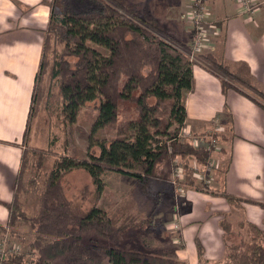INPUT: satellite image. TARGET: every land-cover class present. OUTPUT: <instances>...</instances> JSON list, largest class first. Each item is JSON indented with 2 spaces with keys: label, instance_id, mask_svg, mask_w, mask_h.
<instances>
[{
  "label": "trees",
  "instance_id": "16d2710c",
  "mask_svg": "<svg viewBox=\"0 0 264 264\" xmlns=\"http://www.w3.org/2000/svg\"><path fill=\"white\" fill-rule=\"evenodd\" d=\"M43 2L49 18L34 84L46 72L50 81H56V100L66 128L76 121L81 106L94 102L91 131L109 129L113 135L98 142L97 155L88 151V159L59 154L44 173L43 189L38 193L47 150L29 145L31 106L22 136L26 148L12 183V198L9 202L0 199L8 211L5 226L0 225L1 235L26 243L32 253L30 264H186L174 247L145 246L124 239L129 231H150L161 198L174 188L169 178L176 159L184 170L183 184L219 194L237 208L242 202L264 206L203 186L193 174V165L207 166L212 149L177 138L186 120L185 94L193 88L194 64L216 75L222 92L232 88L264 108V86L257 83L246 61L232 62L209 50L197 55L196 61L190 60V42L142 12L134 0ZM189 35L191 40L192 32ZM219 123L224 132L212 134L214 138L234 136L226 105ZM74 168L84 169L93 184L88 207L67 194L65 176ZM28 169L31 174L25 177ZM106 172L133 177L144 197L155 192L145 217L108 216L98 206ZM31 194L37 204L30 213L26 206ZM219 224L225 241L223 259L209 262L196 237L198 264H264L263 229L248 221L233 224L227 213H222ZM21 226L32 231L30 241L20 233ZM24 256L11 253L0 258V264H21Z\"/></svg>",
  "mask_w": 264,
  "mask_h": 264
},
{
  "label": "crops",
  "instance_id": "0c3cea01",
  "mask_svg": "<svg viewBox=\"0 0 264 264\" xmlns=\"http://www.w3.org/2000/svg\"><path fill=\"white\" fill-rule=\"evenodd\" d=\"M43 1L48 0H0V199L5 202L12 198V183L20 168L22 136L49 18V8ZM257 1L261 3L249 19L237 14L236 0L204 3L211 52L232 62L246 61L257 83L264 86V0ZM189 2L151 0L152 12L160 15L153 17L188 43L191 24L182 20L180 13L188 10ZM192 74L193 88L185 94L182 139L206 145L208 136L223 133L219 120L226 105L235 134L216 138L208 185L212 190L264 203V108L232 88L222 92L220 79L200 64L193 65ZM171 195L174 202L170 218L180 226L171 242L186 264H198L196 237L209 262L223 259L225 241L219 224L222 213H227L233 224L248 221L264 230V206L259 204L242 202L237 208L219 194L187 185L182 199H175L174 188ZM7 216V208L0 203V225L5 226ZM173 222L167 225L172 231Z\"/></svg>",
  "mask_w": 264,
  "mask_h": 264
},
{
  "label": "rangeland",
  "instance_id": "374dc122",
  "mask_svg": "<svg viewBox=\"0 0 264 264\" xmlns=\"http://www.w3.org/2000/svg\"><path fill=\"white\" fill-rule=\"evenodd\" d=\"M138 1L142 12L157 18L160 17L159 13L152 12L151 0ZM163 25L167 26L164 23ZM33 91H35L34 100L31 98L28 111L29 116L32 106L30 128L27 130V135L30 136L29 145L30 147L47 150L36 187V192L39 193L43 189L44 173L51 168L54 159L59 154H66L75 159H88L87 152L97 155L99 152L98 142L102 139H110L113 132L109 129L91 131L92 118L95 112L94 102H87L81 106L76 121L66 128L59 114L60 102L56 100L58 91L56 81H50L47 72L42 74L39 81L34 84ZM22 145L24 146L23 149H25L26 145L23 142ZM170 167L171 164H169V169ZM30 172V169L26 170L25 177H28L31 174ZM102 179L104 187L103 192L99 196L98 206L108 216L125 217L131 215L136 218L146 216L153 202L154 191L144 197L139 194L133 177L116 172L103 173ZM64 184L69 197L80 201L85 207L91 204L90 200L94 187L88 173L84 169H72L66 174ZM171 198L173 199L170 190L161 198V203L152 216L154 223L148 233L143 234L136 230L135 233L134 231H129L124 239H135V242L145 246L174 247L171 242V236L176 234V231H172L167 226L168 223L173 222L170 216L172 214L171 206L173 205L171 203L174 201L172 202ZM27 199L26 210L31 213L37 204V200L34 194L27 196ZM19 231L27 241L32 239V231L28 226L19 227ZM1 233L2 231H0V239L5 236L1 235ZM6 237L8 246L12 247L10 249L12 252L16 251V253L25 255L21 264H30L32 253L27 244L19 242L16 238L7 234ZM98 239L103 241L101 237Z\"/></svg>",
  "mask_w": 264,
  "mask_h": 264
},
{
  "label": "built area",
  "instance_id": "2783aa9c",
  "mask_svg": "<svg viewBox=\"0 0 264 264\" xmlns=\"http://www.w3.org/2000/svg\"><path fill=\"white\" fill-rule=\"evenodd\" d=\"M261 1L257 0H236V11L238 15H244L248 19L257 11L258 5ZM181 19L187 21L191 24L190 32H192V38L190 40V50H189V58L190 60L197 59V55L203 53L204 51L213 50V45L209 40V28L206 22V6L204 0H190L189 8L187 11L181 13ZM185 132L183 128L178 133L177 138H184ZM208 141L206 143V147L208 149H213L216 146V138L212 135L207 137ZM183 140V139H182ZM170 150V149H169ZM172 170L169 178V182L174 187L175 191V199L179 200L184 197V187L181 181L184 178V170L180 162L173 161L172 162ZM212 162L209 160L208 165L204 167H198L195 164L193 165L194 172L193 174L197 177V180L202 183V185L208 184L210 171L212 170ZM179 223L173 222L172 229L177 231L179 229ZM12 247L8 246V239L6 236L0 239V258H5L7 255L11 253H16V251L12 252L10 250Z\"/></svg>",
  "mask_w": 264,
  "mask_h": 264
}]
</instances>
